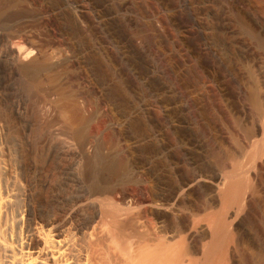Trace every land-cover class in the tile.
Here are the masks:
<instances>
[{
    "label": "bare ground",
    "instance_id": "1",
    "mask_svg": "<svg viewBox=\"0 0 264 264\" xmlns=\"http://www.w3.org/2000/svg\"><path fill=\"white\" fill-rule=\"evenodd\" d=\"M70 1L90 36L106 38L114 51L127 48L119 34L114 35V30L111 34L113 20L106 18L102 6L97 7L94 0ZM119 1L125 7L129 0ZM155 1L168 16L176 8H171L170 1ZM251 30L257 39V30ZM257 42L264 59V35ZM26 51L13 46L12 53H0L9 77L28 82L24 89L14 90L10 85L8 93L0 86L1 106L11 108L16 118L13 129L0 124V264H264V206L259 201L264 190V97L257 86L244 83L251 118L230 117L231 110L222 101L216 106L217 114L230 117L235 148L228 149L214 132L215 120L206 104L202 106L187 89L190 114L214 143L208 152L210 161L205 163L191 157L198 148L193 136L185 132L184 120L159 97L156 87L143 81V95L165 113L154 128L162 145L167 142L171 147L167 159L175 165V180L160 174L139 188L138 198L137 176L127 177L135 161L110 159L113 150L125 147V134L121 129L110 130L96 143L93 129H87L89 118L71 108L72 94L61 92V98L54 101L60 118L71 126L74 119L79 122L63 131L46 104L35 98L48 99L55 93L58 73L48 68L46 55ZM203 73L197 82L204 92L215 87L225 93L226 84L218 73ZM12 95L17 98L5 100ZM112 114L117 119L118 113ZM175 158L184 169H179ZM146 173L142 170L139 177L145 180ZM245 218L248 233L238 230Z\"/></svg>",
    "mask_w": 264,
    "mask_h": 264
},
{
    "label": "rangeland",
    "instance_id": "2",
    "mask_svg": "<svg viewBox=\"0 0 264 264\" xmlns=\"http://www.w3.org/2000/svg\"><path fill=\"white\" fill-rule=\"evenodd\" d=\"M69 1L0 0V53H12L13 46L27 50L28 54L40 51V48V52L48 57V68L58 73V87L48 99L40 96L35 98L46 104L51 117L63 131H67L68 127L78 126L79 122L74 119L71 126L70 122L67 125L68 122L60 118L54 101L61 98V92L68 96L72 94L68 99L71 101L68 103L73 105L71 108L77 110L80 116L89 118L87 129H93L96 143H100L110 130L121 129L126 136L125 147L113 150L110 159L113 161L121 157L135 161L136 165L130 168L127 177L137 176L138 198L141 195L139 188L147 187L160 174L175 180V165L167 159V152L171 147L166 145L167 142L162 145L154 128V124L165 113L163 108L158 109V106L143 95V81L156 87L159 97L165 99L167 106L184 120L185 132L190 137L193 136L191 138L201 151L199 153L196 150L191 157L208 163V152L212 150L214 143L210 140L209 132L206 134L190 114V97L187 95L189 90L190 96L197 98V102L202 103V106L206 104L210 117L212 114L211 118L215 120L214 132L224 140L223 146L226 149L235 148L230 138L229 118L233 114L251 118L253 113L244 83L257 86L259 94L264 97V59L257 44L258 37L264 35V0H166L172 3L171 8L176 7L172 9L171 16L158 7L155 0H129L125 7L119 0H94L97 7L102 6L100 9L106 12L103 11L106 18H112L114 25L109 23L111 34L114 30L113 34H119L124 44L128 45L124 50L117 51L111 48L113 46L106 38L97 40L90 36L82 15ZM166 15L169 21L166 20ZM249 29L257 30V39L250 33L253 30ZM97 41H101L100 44ZM107 44L111 47L108 48ZM159 58L162 61L157 60ZM230 65L236 67L235 70L229 68ZM7 67L8 64L0 60V86L6 93L9 92L7 88L10 85L15 87L14 90L28 86V82L11 79ZM204 70L221 76L219 78L226 84L225 93L220 94L215 87L211 91H203L204 87L200 86L197 79L199 75L203 76ZM133 73L138 74V82L137 75L135 78ZM66 88L71 91L66 93ZM16 98V95H12L5 100L13 101ZM220 101L231 110L230 117L228 114L224 117L217 114L216 106L219 108ZM113 112L118 113L117 119H113ZM101 118L105 119L102 125ZM15 121L11 108L1 106L0 103V124L13 129ZM176 161L180 162L179 159ZM158 164H162V169H158ZM180 164L179 169H184L183 164ZM142 170L147 172L145 180L139 177ZM261 192L259 201L264 206V190ZM260 209L263 211L264 208ZM238 230L249 232L247 218L238 223Z\"/></svg>",
    "mask_w": 264,
    "mask_h": 264
}]
</instances>
